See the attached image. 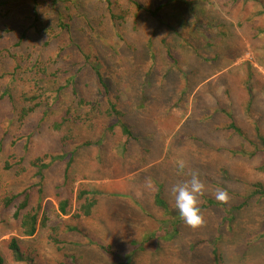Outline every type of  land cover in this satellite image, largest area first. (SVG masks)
Returning a JSON list of instances; mask_svg holds the SVG:
<instances>
[{"label": "rangeland", "instance_id": "1", "mask_svg": "<svg viewBox=\"0 0 264 264\" xmlns=\"http://www.w3.org/2000/svg\"><path fill=\"white\" fill-rule=\"evenodd\" d=\"M111 1L123 20H110L105 0H12L0 8L3 264H27L14 261L12 238L33 264H264V199H247L253 184L264 186L262 5ZM159 7L157 17L146 11ZM34 10L49 35L30 30ZM37 95L40 105L19 123L21 109L32 106L25 98ZM78 100L97 109L78 107ZM109 101L132 133L126 144L115 118L104 113ZM67 108L88 115L90 127L65 123L55 130ZM224 112L245 139L226 129ZM37 158L49 164L41 183L31 166ZM37 184L47 222L22 238L12 218L22 198L8 208L3 201L32 188L34 208ZM157 185L172 210L193 211L168 242L152 239L160 228L172 231L169 216L153 204ZM79 189L95 193L91 216L60 215L58 202L74 207ZM204 198L218 205L208 207Z\"/></svg>", "mask_w": 264, "mask_h": 264}, {"label": "trees", "instance_id": "2", "mask_svg": "<svg viewBox=\"0 0 264 264\" xmlns=\"http://www.w3.org/2000/svg\"><path fill=\"white\" fill-rule=\"evenodd\" d=\"M11 1L12 0H1L0 1V8L3 9V8L7 7ZM232 1L236 2L237 0H232ZM244 1H245V4L251 2V3L256 4V5H262V9H261L259 16L263 15V13H264V1H262V0H244ZM105 2L107 5V11H108V15H109L110 20L114 23H115V21L123 20L124 17L122 15H115L114 14L113 9H112L114 2H112L111 0H105ZM133 5L135 6V8L137 10H145L138 3L133 2ZM159 10H160V7L156 8L155 11H150V10H146V11L148 13H150L149 15H152V17H157ZM38 15L39 14L36 10H34L32 12V18H31L32 22L29 26L30 30L32 31V33H35V34L49 35V31L52 32V30L43 26V24L40 22ZM57 28L60 30H65L66 25L63 23H59L57 25ZM24 31L26 32L27 30H24ZM25 32H21L20 40H24L26 38ZM2 36H3V32L0 31V40H1ZM37 69H38L39 74L45 73L44 68L37 67ZM98 77H99V74H98ZM99 83L106 90V86L103 84L102 78H100V77H99ZM72 93H73V95H76V91L74 88L72 89ZM39 99H40V97L38 95L33 96L29 99L25 98V101L30 102L32 104V106H30L29 108H22L21 109V111L18 114L19 123L23 122V120H25V118H27L34 111V109L38 105H40ZM77 105H78V107H89L91 113L97 109L93 103H85L83 100H78ZM104 113L108 117H114L115 118L117 126H119L121 129L124 144H126L128 142V140L132 139V133H131L130 129L122 121V118L124 115L120 110L117 109V106L114 102H111V101L108 102V108L106 109V111ZM224 114L226 115V117L229 121L226 129L228 131L232 132L233 134L239 136L240 138L245 139L246 138L245 133L235 124L231 114H229L228 112L227 113L224 112ZM65 123L83 124L87 127H90L91 120H90L88 115L87 116L79 115V114H76L71 109L67 108L65 110V113L63 114V116L61 118V121L54 125L55 130H59L61 128V126ZM87 145L88 144H84V146H87ZM254 154H255V152H253L252 155H254ZM62 158H63L62 156H53V157H50V161L61 160ZM70 163L71 162L67 163V166H66L67 169L69 168ZM31 166L33 168H35L36 176L39 178L38 179L39 183H41L42 182V172H43V170L48 168L49 164L47 162H45L42 158H37L31 163ZM67 169L65 172H67ZM64 175H66V174H64ZM36 186H38L37 187L38 202L34 208L29 207V199H30V193H31L30 191L32 188L25 189L20 194L5 198V200L3 201L4 208H8L13 203V201H15L17 198H22V200L17 205V207L13 213V216H12V218L18 222V227H19L20 235L22 238L33 237L36 234L38 228L44 227L46 222H47V218L45 217V215H43V216L41 215V195L43 193L42 188H41V185H39V184H37ZM251 187L253 188V190H252L249 198H247V199H252V198H256L259 200L264 199V186L261 183H259V182L255 183ZM203 201H204V205H207L208 207H214V206L218 205V203L212 199L204 198ZM246 203L247 202H244L243 205L237 206L234 209L239 210L240 208L245 206ZM153 204L156 207H158L159 209H161L165 216H169V218H168L169 220L167 223H170V226L172 228V231L170 233H168L166 229L160 228L159 232L152 234V239L155 238L154 240H156L157 242H160V241L168 242L171 239H173L178 233V225L181 222H183V220L186 219L187 215H190V216L193 215L192 210H190L188 212L185 211L184 213L178 212L179 211V210H177L178 207H174L175 209L172 210V208H170V206L163 199L161 185H157L156 192L153 195ZM96 205H97V199L95 197L94 192H90L86 189H82V190L79 189L76 196H75V206L73 207L72 203L69 200H60L58 202V211H59L60 215H62V216H71L72 219H74V220H80L83 218L90 217L94 208L96 207ZM175 211H176V214H175ZM224 221L230 222L231 218L228 217ZM162 224H163V222H162ZM71 230L73 231L75 229H71ZM51 241L54 245H58V240L56 238H54V237L51 238ZM19 243H20L19 239L12 238L8 244V250L12 254L14 261H16V262L26 261L27 264H33L32 260L24 258L23 254L21 253ZM100 249L103 250L106 255L109 254V248L101 246ZM213 256L216 259L215 252H214ZM215 261H216L215 264H218V261L217 260H215ZM0 264H3V260L1 257H0ZM124 264H126V263H124Z\"/></svg>", "mask_w": 264, "mask_h": 264}]
</instances>
